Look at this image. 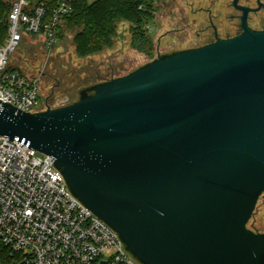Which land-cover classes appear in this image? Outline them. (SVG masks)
I'll return each instance as SVG.
<instances>
[{
	"label": "water",
	"instance_id": "95a60500",
	"mask_svg": "<svg viewBox=\"0 0 264 264\" xmlns=\"http://www.w3.org/2000/svg\"><path fill=\"white\" fill-rule=\"evenodd\" d=\"M0 136L51 156L140 264H264V31L160 55Z\"/></svg>",
	"mask_w": 264,
	"mask_h": 264
},
{
	"label": "built area",
	"instance_id": "2783aa9c",
	"mask_svg": "<svg viewBox=\"0 0 264 264\" xmlns=\"http://www.w3.org/2000/svg\"><path fill=\"white\" fill-rule=\"evenodd\" d=\"M77 1L58 0L47 17L44 3L12 0L8 37L0 45L1 103L26 113L46 111L41 76L13 69L12 56L32 35L53 49L64 18L73 13ZM0 245L12 256L11 262L0 258V264H140L119 235L72 193L51 156L4 136H0Z\"/></svg>",
	"mask_w": 264,
	"mask_h": 264
},
{
	"label": "rangeland",
	"instance_id": "374dc122",
	"mask_svg": "<svg viewBox=\"0 0 264 264\" xmlns=\"http://www.w3.org/2000/svg\"><path fill=\"white\" fill-rule=\"evenodd\" d=\"M227 2V0L154 1L150 30L155 45L153 59L133 48L132 25L123 22L118 26V34L113 38V45L100 54L80 57L75 34L67 31L62 42L53 49L46 48L41 37H26L12 56L11 65L28 75L41 76L42 101L46 110L63 107L76 101L85 87L90 88L100 81L106 82L126 76L156 59L160 52L168 51L170 48L183 49L201 45L202 41L195 38L201 18L194 16L193 12L201 8H213L216 9V14H223L228 12ZM184 17L189 18L190 23L182 24ZM196 19L198 27L193 21ZM175 29L180 32L176 33ZM59 68L60 74L63 73V79L58 78L56 82L53 77L58 75L56 70ZM248 228L264 234V193L258 201Z\"/></svg>",
	"mask_w": 264,
	"mask_h": 264
},
{
	"label": "trees",
	"instance_id": "16d2710c",
	"mask_svg": "<svg viewBox=\"0 0 264 264\" xmlns=\"http://www.w3.org/2000/svg\"><path fill=\"white\" fill-rule=\"evenodd\" d=\"M31 1L32 4L44 3L47 8V17L58 5V0ZM154 1L162 0H78L74 4L73 13L64 18L63 25L57 33V44L54 48L62 42L65 33L68 31L75 34V43L80 57L100 54L113 45V38L118 34L119 24L127 22L132 25L133 48L153 59L155 45L148 28L152 25ZM11 2L12 0H0V45L8 37L7 20L11 10ZM31 37L38 38L37 35ZM44 46L46 47L45 43ZM12 68L19 70L13 66ZM56 71H58V75H54L53 79L57 82V80L63 79V73L60 74V68ZM102 82L105 81L99 83ZM79 99L80 94L73 103ZM0 258L4 259L5 262L12 260L9 249L1 245Z\"/></svg>",
	"mask_w": 264,
	"mask_h": 264
},
{
	"label": "flooded vegetation",
	"instance_id": "af4514ba",
	"mask_svg": "<svg viewBox=\"0 0 264 264\" xmlns=\"http://www.w3.org/2000/svg\"><path fill=\"white\" fill-rule=\"evenodd\" d=\"M227 1L226 8L228 9V12L223 14H216V9L214 10L213 8H201L193 12L194 16L196 15L199 19L201 18L199 27L198 19L193 20L197 23L196 27L199 28L195 34V38L197 41H202L201 45L183 49L170 48L168 51L160 52L158 57L160 55H168L180 51L204 47L215 43L218 40H228L238 37L245 32L246 27L256 32L264 31V0ZM181 22H183L182 24H184V22L190 23V20L189 18L184 17ZM174 31L176 33L180 32L178 29H175Z\"/></svg>",
	"mask_w": 264,
	"mask_h": 264
}]
</instances>
